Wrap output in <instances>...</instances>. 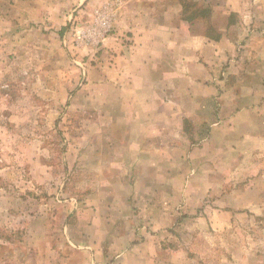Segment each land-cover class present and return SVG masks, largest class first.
<instances>
[{"label":"rangeland","instance_id":"1","mask_svg":"<svg viewBox=\"0 0 264 264\" xmlns=\"http://www.w3.org/2000/svg\"><path fill=\"white\" fill-rule=\"evenodd\" d=\"M120 1L0 0V264H33V247L47 241L58 251L51 256L58 263L73 256L74 214L69 219L66 206L54 204L45 220L42 204L84 198L77 188V151L93 148L101 129L95 124L100 117L95 89L99 74L109 75L108 42L120 32L115 27ZM168 1L170 8L180 6L181 20L194 11L189 8L194 0ZM45 3L53 13L46 23L39 7ZM216 3L212 23H190L215 40L226 33L237 41L215 80L226 89L217 96L230 123L215 127L211 143L183 166L192 172L186 168L169 183L173 189L164 191L169 210L177 214L176 232L166 245L178 248L182 264H263L264 0H245L249 14L230 13L226 28ZM100 18L112 27L98 44ZM237 70L245 75L237 76ZM245 77L254 89H236L238 78ZM103 89L108 95L109 86Z\"/></svg>","mask_w":264,"mask_h":264},{"label":"crops","instance_id":"2","mask_svg":"<svg viewBox=\"0 0 264 264\" xmlns=\"http://www.w3.org/2000/svg\"><path fill=\"white\" fill-rule=\"evenodd\" d=\"M194 1L211 4L213 14L215 0ZM216 1L225 28L230 13L249 14L245 0ZM119 3L115 27L120 32L108 42L113 52L109 75L101 72L95 89L100 112L95 124L101 129L93 148L77 151V188L84 198L45 200L41 218L48 220L54 204L66 206L67 218L74 214L69 242L75 249L63 264H182L178 248L166 245L176 232L177 214L169 210L164 191L173 189L169 183L176 175H185L187 159L211 143L215 127L230 123L217 96L226 89L215 80L237 41L226 33L218 41L202 34L198 24L182 21L180 6L170 8L168 0ZM39 7L46 23L52 9L49 13L47 3ZM247 78H238L236 89H254ZM57 252L48 241L41 248L35 245L33 264H60L58 257L51 258Z\"/></svg>","mask_w":264,"mask_h":264},{"label":"trees","instance_id":"3","mask_svg":"<svg viewBox=\"0 0 264 264\" xmlns=\"http://www.w3.org/2000/svg\"><path fill=\"white\" fill-rule=\"evenodd\" d=\"M183 6H184L185 11H186V7H188V5L183 4ZM189 8L193 9L194 11L191 12L190 15L186 16L184 18V20H187L189 22H193L195 20H207V22L212 23V19L209 18V16L212 13L211 12L212 10L210 7L200 6L199 2L192 1L189 5ZM189 8H187V9H189ZM207 36L211 37V33L208 32ZM215 38H216V40L219 39V35Z\"/></svg>","mask_w":264,"mask_h":264},{"label":"built area","instance_id":"4","mask_svg":"<svg viewBox=\"0 0 264 264\" xmlns=\"http://www.w3.org/2000/svg\"><path fill=\"white\" fill-rule=\"evenodd\" d=\"M99 24L100 27L97 28V37H96V42L99 44L101 42V40L107 35V33L111 30L112 27V23L110 20H108L107 18H100L99 19Z\"/></svg>","mask_w":264,"mask_h":264}]
</instances>
